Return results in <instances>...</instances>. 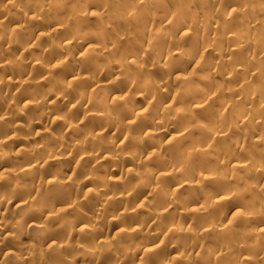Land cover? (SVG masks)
<instances>
[{
    "label": "clouds",
    "instance_id": "1",
    "mask_svg": "<svg viewBox=\"0 0 264 264\" xmlns=\"http://www.w3.org/2000/svg\"><path fill=\"white\" fill-rule=\"evenodd\" d=\"M0 264H264V0H0Z\"/></svg>",
    "mask_w": 264,
    "mask_h": 264
}]
</instances>
